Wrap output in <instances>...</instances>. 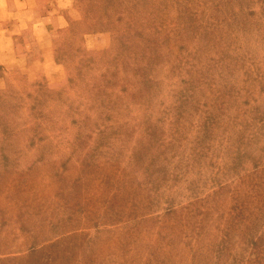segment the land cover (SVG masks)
Wrapping results in <instances>:
<instances>
[{
  "label": "rangeland",
  "instance_id": "rangeland-1",
  "mask_svg": "<svg viewBox=\"0 0 264 264\" xmlns=\"http://www.w3.org/2000/svg\"><path fill=\"white\" fill-rule=\"evenodd\" d=\"M60 1L46 71L0 28V264H264V0Z\"/></svg>",
  "mask_w": 264,
  "mask_h": 264
},
{
  "label": "crops",
  "instance_id": "crops-1",
  "mask_svg": "<svg viewBox=\"0 0 264 264\" xmlns=\"http://www.w3.org/2000/svg\"><path fill=\"white\" fill-rule=\"evenodd\" d=\"M9 3L14 6L7 8ZM0 4L7 8L4 15H0L3 17L0 18V28L4 35L11 39L12 51L17 57L22 56L29 60V56L37 50L31 47L33 41L27 36V33H30L39 48L37 55L31 57V61L39 70L46 71L53 61L52 36L54 31L64 25L60 14L61 1L0 0Z\"/></svg>",
  "mask_w": 264,
  "mask_h": 264
},
{
  "label": "trees",
  "instance_id": "trees-1",
  "mask_svg": "<svg viewBox=\"0 0 264 264\" xmlns=\"http://www.w3.org/2000/svg\"><path fill=\"white\" fill-rule=\"evenodd\" d=\"M90 1V3H91V5L92 6H96V0L94 1V0H89ZM155 0H143V2H142V0H137L136 1V4H137V2L138 3H143L142 5H150L151 6V4L154 2ZM123 2V0H106V3H105V5H104V7H108L109 5L111 6V5H114V6H116V5H118V4H121ZM158 2H161V3H165L164 5H162L160 8H159V10H158V12H160L161 11V9L166 5V0H159ZM154 7H157V4H155L154 5ZM101 16V15H100ZM141 23H142V21H141ZM150 27L152 28V23H150ZM157 27H155V29H156ZM149 30H151L150 28H149ZM188 31H187V29L185 30V31H183L182 33H187ZM149 35H150V43L149 44H146V43H142V41H143V39H142V33L139 31V32H137V33H135V35L134 36H132L131 37V39H133V40H131V39H127V41H124V43L122 44L123 45V47L124 48H129L131 45L134 47V48H136V47H140V48H143V51H145L146 52V48L147 49H149V51H148V54L150 53L151 55H152V57H153V59L154 58H156V57H158L157 55H158V52H157V50L159 49V47L161 46V44L162 43H160V42H158L156 39H155V31L153 30V32L152 33H148ZM185 39H187L188 37H184ZM211 39V36H210V38H209V40ZM208 40V41H209ZM162 42V41H161ZM208 48V46H207V44H206V46H205V50ZM138 52V51H137ZM139 53V52H138ZM147 54V53H146ZM145 54V55H146ZM138 55H143V53H140V54H138ZM151 57V58H152ZM148 66H150L148 69H146V67H148ZM148 66H146L145 67V70L147 71L145 74H143V81H146L147 83H153V81L154 82H156V78H153V75H151V74H153V70L155 69L153 66V64H151V63H149V65ZM118 76V72L117 71H114V77L116 78ZM98 89H100L99 87H97Z\"/></svg>",
  "mask_w": 264,
  "mask_h": 264
}]
</instances>
